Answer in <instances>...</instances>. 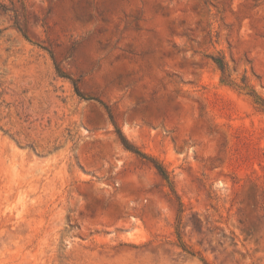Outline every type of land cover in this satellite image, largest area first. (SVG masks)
<instances>
[{"label":"rangeland","instance_id":"rangeland-1","mask_svg":"<svg viewBox=\"0 0 264 264\" xmlns=\"http://www.w3.org/2000/svg\"><path fill=\"white\" fill-rule=\"evenodd\" d=\"M0 264H264V0H0Z\"/></svg>","mask_w":264,"mask_h":264},{"label":"trees","instance_id":"trees-1","mask_svg":"<svg viewBox=\"0 0 264 264\" xmlns=\"http://www.w3.org/2000/svg\"><path fill=\"white\" fill-rule=\"evenodd\" d=\"M18 31L21 33V35L25 39H27L25 33L23 31H21V29H18ZM48 52H49L51 58L53 59L52 53L50 51H48ZM217 65L219 66V68L221 69V71L224 70V66H223L222 63L217 62ZM56 73L59 76H61L60 75L61 73H60V71H59V69L57 67H56ZM69 80H71V79H69ZM71 82H72V86L74 88V92L76 93V95L79 96V97H82V95L79 92V89L76 86V84L74 83V81L71 80ZM117 136H118V139H119L121 145L123 146V148L125 150H127V151H129V152H131V153H133V154H135V155H137V156H139V157H141L143 159L150 160V162L152 163L153 167L155 168V170L157 171V173L159 174V176L163 180H165V181L168 180V176H167V173H166L165 169L157 161H155L154 159H150V158L148 159V157H146L145 155H143L142 153H140L137 149H135V147H133L132 145H130V143L125 139V137L121 134V132L119 130H117Z\"/></svg>","mask_w":264,"mask_h":264}]
</instances>
